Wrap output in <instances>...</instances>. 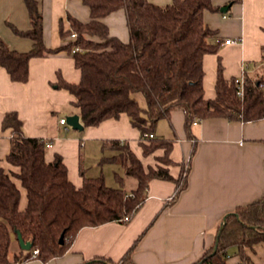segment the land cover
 <instances>
[{
	"label": "trees",
	"instance_id": "16d2710c",
	"mask_svg": "<svg viewBox=\"0 0 264 264\" xmlns=\"http://www.w3.org/2000/svg\"><path fill=\"white\" fill-rule=\"evenodd\" d=\"M82 1L90 8L91 18L83 21L68 14L70 27L66 29L61 21L60 33L74 39L51 48L44 41V18L38 0H25L31 27L13 28L16 33L31 38L33 47L21 52L11 49L0 38V65L14 81L27 82L32 57L68 50L81 71V78L78 82L69 81L59 72L54 85L72 94L74 112L80 115L84 129L126 113L132 125L140 130L144 154L150 155L161 148L165 154L158 158L157 166L146 168L127 140L106 139L103 149L113 150L114 154L103 162L120 163L126 175L137 178L138 186L128 191L122 176L120 186H111L104 175L87 176L83 168L84 181L77 186L62 155L47 160L49 141L26 134L24 121L16 110L6 112L2 127L11 131L7 161L15 168L7 170L0 163V264L33 258L46 262L64 255L85 226L110 221L129 223L145 203L153 179L175 181V197H178L188 186L191 159L175 178L170 172V166L175 163L170 155L174 138L155 135L158 121L170 117L172 111H184L185 129L191 140L196 139L194 123L207 118L243 122L264 119V76L245 74L244 92L240 95L236 78H227L220 63L216 95L206 97L204 57L219 47L213 40L218 32L205 18L207 11L221 9L214 0H172L166 4L151 0ZM121 9L127 13L128 41L112 34L105 21ZM139 93L145 97V106L137 98ZM150 133L155 136H147ZM17 181L27 190L24 209L20 208L22 190ZM228 213L221 233L224 220L218 229L217 251L214 253L215 241L194 264H234L230 262L233 246L240 257L237 264L241 261L253 264L248 250H255L257 244L264 242V196ZM17 231L25 240H31L33 247L21 250L13 261L10 251L13 233L17 236ZM135 244L121 262L99 259L105 264H136L132 259ZM35 248L39 249L36 255Z\"/></svg>",
	"mask_w": 264,
	"mask_h": 264
},
{
	"label": "crops",
	"instance_id": "0c3cea01",
	"mask_svg": "<svg viewBox=\"0 0 264 264\" xmlns=\"http://www.w3.org/2000/svg\"><path fill=\"white\" fill-rule=\"evenodd\" d=\"M151 1L166 4L172 0ZM214 1L221 9L205 14L208 24L218 32L213 40L219 43L217 51L204 57V86L208 98L216 95L220 63L227 78L244 77L245 74L264 76V0ZM38 2L44 18V41L51 48L74 39L60 33L61 21L66 29L70 27L68 14L83 21L91 18L90 8L82 0ZM223 7L227 10L223 11ZM105 21L112 34L125 41L130 39L124 9L110 14ZM13 26L20 30L30 29L26 2L0 0V38L11 49L31 50L33 40L16 33ZM226 39L234 42L226 43ZM59 72L69 81L78 82L81 78L73 55L66 49L32 57L27 82L14 81L0 65V163L7 170L15 167L7 161L11 131L3 129L2 121L6 112L13 110L23 119L26 134L49 141L48 161L56 154L63 156L69 176L77 186L84 181L81 166L86 161L84 149L90 138L97 139L100 144L106 139L127 140L146 168L157 166V157L165 149L145 155L140 144V130L132 125L126 113L85 128L88 130L82 137L68 134V123H61L64 116H59L61 113L55 109L67 110L74 97L54 85ZM54 116L59 119L54 120ZM161 121L155 135L174 138L170 155L175 163L170 166L171 174L178 178L191 159L188 186L178 197H175V181L153 179L145 203L129 223L110 221L99 226H85L64 255L46 262L33 258L13 264H84L101 260L99 258L121 262L135 242L132 259L136 264H194L206 248L215 243L219 226L228 212L264 196V119L243 122L223 117L207 118L194 123L196 139L193 140L187 136L183 110L176 109ZM127 176V190L135 189L137 178ZM17 182L22 190L20 208L24 209L28 202L27 190ZM172 196L173 199H169ZM21 250L24 249L16 236L12 240L10 258L14 261ZM239 260L238 255L230 258L234 264ZM93 264L105 263L94 261Z\"/></svg>",
	"mask_w": 264,
	"mask_h": 264
},
{
	"label": "rangeland",
	"instance_id": "374dc122",
	"mask_svg": "<svg viewBox=\"0 0 264 264\" xmlns=\"http://www.w3.org/2000/svg\"><path fill=\"white\" fill-rule=\"evenodd\" d=\"M137 98L140 104L142 106H145L146 101H145L144 95L142 93H139L137 94ZM55 110L61 113V115L59 116L63 115L67 119L69 115H72L71 111H73L74 108H73L72 102H70L67 110H60V109H55ZM59 116H54V120L59 119ZM162 119L158 121L157 126L159 125L160 122H162L161 121ZM164 121L165 120H163V122ZM68 127L70 129V133L68 134H74V135L77 134L81 137L84 136L88 130V129H84L83 131L82 130L78 131V129L75 130L69 124H68ZM161 149H164V148H161ZM84 151H85L86 161L84 160V163L82 162L81 167L83 168V171H86L87 176L104 175L107 184L111 186H120V176H122L124 177V183H126L125 180L128 179V176L125 174L124 168L120 163L110 162V161L103 162L104 158L108 156H112L114 154L113 150L103 149V142L102 144H100L98 143L97 139L90 138V140L87 141V146L85 147ZM164 154L165 152L162 155ZM159 157L160 156H158L157 158ZM128 191H132V190H128ZM13 237L14 239L16 238L15 233H13ZM255 250H248V254L251 257L253 264H264V242L257 244ZM236 251H237V248L233 246L230 250V255H233V256L236 255Z\"/></svg>",
	"mask_w": 264,
	"mask_h": 264
},
{
	"label": "water",
	"instance_id": "95a60500",
	"mask_svg": "<svg viewBox=\"0 0 264 264\" xmlns=\"http://www.w3.org/2000/svg\"><path fill=\"white\" fill-rule=\"evenodd\" d=\"M222 10L223 11L227 10V7H223ZM67 123L69 125H71L74 129H78V130H83L84 129V124L81 121L80 115L77 114V113L69 115L67 117ZM228 215H229V213H227L225 215V217H224V222H223V224L221 226L220 233H221V231H222V229L224 227V223H225ZM17 238H18V240L20 242V245H21L22 249L30 250L33 247V242L31 240H25L20 231H17ZM60 242L61 243L64 242V236L63 235L60 238ZM218 242H219V237L217 238V241H216V246H215V249H214V253L217 251ZM94 261H102V260H98V259L91 260V261H88V262H86L84 264H90V263H93ZM108 264H111V263H108Z\"/></svg>",
	"mask_w": 264,
	"mask_h": 264
},
{
	"label": "built area",
	"instance_id": "2783aa9c",
	"mask_svg": "<svg viewBox=\"0 0 264 264\" xmlns=\"http://www.w3.org/2000/svg\"><path fill=\"white\" fill-rule=\"evenodd\" d=\"M73 36H76V34H73ZM226 43H231L234 42V40L232 39H226L225 41ZM236 81L239 84V94L243 95L244 92V77H236ZM61 123H67V119L65 117L61 118ZM147 136L149 137H154L155 135L153 133L148 134ZM169 199H173V196L170 197ZM126 220L128 219V217L125 218ZM39 252L38 248H35L33 251V254L36 255ZM239 264H249L246 261H241Z\"/></svg>",
	"mask_w": 264,
	"mask_h": 264
}]
</instances>
